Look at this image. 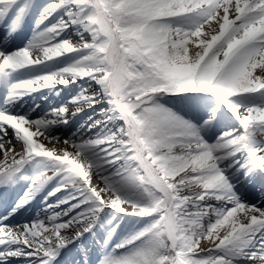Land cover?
<instances>
[{"label":"snow or ice","instance_id":"obj_1","mask_svg":"<svg viewBox=\"0 0 264 264\" xmlns=\"http://www.w3.org/2000/svg\"><path fill=\"white\" fill-rule=\"evenodd\" d=\"M36 66L0 107V200L30 179L0 210V264H90L97 245L95 264H264V191L237 188L264 189V0H0V77ZM69 85L46 111L15 103ZM116 214L140 226L109 244Z\"/></svg>","mask_w":264,"mask_h":264},{"label":"bare ground","instance_id":"obj_2","mask_svg":"<svg viewBox=\"0 0 264 264\" xmlns=\"http://www.w3.org/2000/svg\"><path fill=\"white\" fill-rule=\"evenodd\" d=\"M60 14H62V12ZM37 15H38V13H37ZM34 29L39 30L35 26V16H32L31 18L27 19L23 31L21 32V34L17 37V39L15 41V46L22 47L27 42V40L33 35ZM31 33H32V35H31ZM66 36H72L73 38H77V37H75V28H69L67 33H66ZM74 56H75V54H72L71 56H69L67 58L66 57H60V58H58V60L56 62L49 61L48 63H49V65L55 64L56 67H63L66 60H70ZM43 67L44 66H36L35 69L21 70V72H19V73H14L10 77H6V79L3 82L4 83V89L2 92H0V107H3L5 105L6 93H7L8 88L10 87V85L12 83H14L17 79L26 78L29 75L38 74V72L41 71L43 69ZM69 89L72 90L71 94L74 95L75 91L77 90V86L76 85L67 86V88L64 89L59 96L56 95L55 90H49V89H44L42 91L33 92V93L27 94V95L19 98L17 101H15V103L20 105L21 110H29L30 107H32L33 105H39L41 108L44 109L45 106L49 102L52 103L53 107H55V106H58L60 103L66 102V99L69 95V91H68ZM89 115H91V110L85 109L83 113L78 114V116L76 118H74L72 123H78L80 121H83V120L87 119V117ZM51 146L52 145L49 144V147H51ZM38 170H39L38 167L37 168L28 167L27 170L24 172V175L31 178L32 176H34L36 174V172ZM29 182H30V179H21L15 185L10 186L9 191L6 193V200H9V204L14 203L17 199L20 198V196H22L24 194V191L28 187ZM55 183H56L55 180L50 181L49 183L45 184L43 186V188H41V190L36 194L35 199L31 202L32 207L26 208L24 211V212H26L28 210L30 213L29 214L25 213L26 214L25 216H24V212L21 213V216L23 218H33L36 215V213L43 207L44 198L46 196H48V193L52 190L53 187H55ZM244 187H245V189L241 190V191L244 193L245 197L248 199V201L250 203H255V201H256L255 197L251 195L252 194V188L254 190H256L257 194H259V195H260L261 191H264V189H261L259 185L253 186L251 184H245ZM66 194H67V192L57 193V197L63 196ZM55 198L56 197H50V199H55ZM120 215L121 214H116L117 218L115 220H112V223H110V224L107 223V221H106L105 222L106 227L108 229H111L114 225L124 223L123 220L128 219V218L120 219L119 218ZM109 219H111V217ZM129 220H130V223H129V226L127 228L128 230H127L126 234L129 231H131L134 227L139 226V223H136V221L131 220V219H129ZM17 222H19V219L17 220ZM97 227L99 228V225ZM99 231L101 233H103L105 236L108 235V233L103 228H100ZM112 243L113 242L110 238L109 244H112ZM204 247L208 248V247H210V244L208 242H204ZM93 250L99 251L100 250L99 246L98 245L95 246ZM96 254L97 253H94V257L96 256ZM95 259H96V257L91 259L90 264H92V262ZM10 264H28V260L24 257L13 258L11 260ZM241 264H245V262H241Z\"/></svg>","mask_w":264,"mask_h":264},{"label":"rangeland","instance_id":"obj_3","mask_svg":"<svg viewBox=\"0 0 264 264\" xmlns=\"http://www.w3.org/2000/svg\"><path fill=\"white\" fill-rule=\"evenodd\" d=\"M47 107H49V105H47ZM237 188H239L240 190H243V186H238L237 185ZM256 200H257V198H256ZM123 221H124V223L118 224V226L115 227V231L111 232L110 238H111L113 243L119 241L124 235H126V232L128 230L127 228L129 226L130 220L127 219V220H123ZM136 223H138V222L136 221ZM92 264H95V260L93 261Z\"/></svg>","mask_w":264,"mask_h":264}]
</instances>
